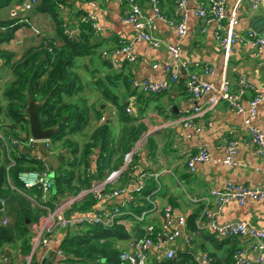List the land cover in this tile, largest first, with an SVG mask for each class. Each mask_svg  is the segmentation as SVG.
I'll return each mask as SVG.
<instances>
[{
	"label": "crops",
	"instance_id": "1",
	"mask_svg": "<svg viewBox=\"0 0 264 264\" xmlns=\"http://www.w3.org/2000/svg\"><path fill=\"white\" fill-rule=\"evenodd\" d=\"M136 1L144 13L156 21L155 34L164 41L179 44L182 61L190 62L188 68L181 67L180 77L170 90L162 93L138 91L133 81L168 79L166 67L171 61V53L164 46L157 48L143 39H137L138 31L123 20L124 6L119 0H66L67 11L58 5L51 11H39L37 7L26 11L22 9V0H10L5 5L0 2V21L16 20L19 25L7 40L2 36L7 31L0 29V48L13 53L11 61L6 57L0 59V99L5 86L15 80L12 69L14 60H18L30 48L45 45L50 39L61 47L65 46L66 37L60 26L65 19L72 25L77 24L79 18L92 15L97 25L95 46L91 51L76 56L71 66L72 73L79 79L73 95L65 98L76 104L86 116L83 122L70 125L66 131L65 136L73 145L68 147L62 144V140L53 142L50 138V146L41 141L35 144L23 141L17 147L20 155L44 162V170L50 173L53 187L42 199L41 190L26 183L28 177L25 173L36 170L20 171L16 181L9 178L10 189L6 196L0 197V228L7 227L15 235L22 229L23 234L12 242L0 244V264L50 263L52 252L56 253L52 264H72L65 263L58 250L62 249V243L68 241L70 235H84L86 231L82 229L87 230L91 224L59 231L50 247L39 246L33 253L32 237L39 231L50 207L67 195H77L120 170L145 134L147 137L133 155L130 166L116 174L107 185V192L126 191L101 200L93 196L96 201L88 211L81 210V203H74L66 211L68 216L106 213L118 206L140 213L134 206L137 201L134 189L139 175L145 172L152 199L161 206L171 207L176 215H183L187 221L184 229L193 233L199 213L205 206L199 199L204 195L210 196L212 189H223L228 183L264 187V158L250 143L245 124L249 101L261 96L263 101L257 106L254 124L264 131V47H256L247 40L250 31L264 38V0H257L256 3L253 0H225L227 18H235L233 28L239 35L229 58L225 57L215 37L217 21L205 23L195 14L204 0H185L183 5H179L178 0H157L163 16L187 17L188 31L183 37L156 16L152 0ZM40 3L42 0H39ZM228 26L227 19L225 28ZM128 44L132 45L129 54L122 50ZM209 68L212 71L206 72ZM193 70L198 72L202 81L216 85L225 75L231 80L234 90L238 89L237 80L244 78L248 83L242 96L246 112H237L222 102L211 112L191 118V125H185L181 119L193 113L194 108L205 106L211 96V93H207L195 97L188 91V71ZM36 102L42 104V101ZM67 119L68 115L65 114L61 122ZM0 121L10 123L4 112ZM232 141L236 142V151L232 163L227 164L224 160ZM202 146L208 147L211 160L196 163L195 170L191 171L189 155ZM45 157L51 159L50 164ZM60 172L77 186L72 193H78L64 194L57 187L55 176ZM70 173L72 176L69 178ZM157 188L159 192L154 194L153 190ZM215 204L212 198L209 206L214 208ZM117 219L116 224L125 227L129 238L102 237L94 242L99 248L121 253L131 250V243L142 236L138 232L140 229L146 231L150 223L160 228L162 213H149L142 221L129 215ZM23 220L25 224L20 225ZM218 220L220 223L245 221L264 228V203L256 199L244 203L228 202ZM173 227L183 230L177 220ZM180 236L176 245L177 255L183 254L187 258L186 264H239L236 257L238 250L244 251L243 257L249 260H255L260 255L249 237L222 239L206 230L203 234H194L191 242L186 243L184 237ZM152 251L147 264L160 262L158 257H161L162 251L156 247ZM99 263L108 264L104 257Z\"/></svg>",
	"mask_w": 264,
	"mask_h": 264
},
{
	"label": "built area",
	"instance_id": "2",
	"mask_svg": "<svg viewBox=\"0 0 264 264\" xmlns=\"http://www.w3.org/2000/svg\"><path fill=\"white\" fill-rule=\"evenodd\" d=\"M124 6L123 20L126 24L131 25L134 29L138 31L137 39H143L150 43L154 47H165L171 53V61L168 63L166 70L168 72V79L164 80H134L133 86L138 91L147 94H158L170 90L171 85L178 81L180 77L181 67H186L190 65L189 61H182L181 58V48L179 44H172L164 41L161 37L155 34L157 30L156 21L147 16L140 4L136 0H119ZM254 3L257 0H253ZM39 0H22V9L26 11H32L34 7L38 4ZM153 11L156 16L168 23L170 26L176 29L178 35L183 37L187 34L188 24L187 17H174L168 18L162 15L159 6L157 5V0H152ZM179 5H183L185 0H178ZM58 6L64 11H67L66 0H58ZM195 14L202 18L205 23H209L212 20L217 21L218 28L215 34L216 40L223 50L226 58H229L233 53V48L239 39V35L234 30L233 26L236 22L235 18H227L226 15V5L225 0H204L200 7L195 11ZM228 19L229 26L225 28V22ZM69 20L63 21L62 28L64 35L73 40L80 35V24L82 22H91L93 27L97 30L96 18L92 15H85L79 18L77 24L68 23ZM205 29V28H204ZM247 40L256 47H264V38L260 37L256 32L250 31ZM132 45L128 44L122 48L128 54L131 52ZM107 55V53H104ZM212 68L206 70V72H211ZM238 89L234 90L232 87L231 80L225 75L221 79L219 85L204 82L201 80L198 72L196 70L188 71L187 88L188 91L195 97H200L204 94L211 93L208 102L205 106L196 107L193 113L186 115L181 119L185 125H191L190 119L197 116H203L212 110H214L222 102L227 103L228 107L236 110L240 113H245L246 109L242 105L243 94L248 86L247 81L244 78H239ZM263 101L261 96H255L249 101V109L247 110V116L245 119L246 124V134L257 151V153L264 158V131L258 128L254 124V117L258 104ZM1 105V99H0ZM162 126V125H161ZM147 134L143 135L141 139L137 142L132 152L125 159L122 168L110 177L94 183L91 187L86 190L81 191L77 195H67L61 201H59L53 207L48 209L44 219L41 221V226L39 231L34 234L31 239L32 253L39 247H50L54 242L56 235L59 231L70 229L73 230L78 227H83L84 225H103L106 228H112L118 221V217L122 215H129L136 218L139 221L147 218L148 214H154L156 212L162 213V223L160 228H157L154 223H150L146 226V231L142 236H139L136 241L131 243L130 251H122L120 253L119 259L121 263L127 264H147L150 255L153 253V248L156 247L159 251H162L159 261L166 259H173L177 256V241L182 235L186 243L191 242L194 234H203L206 230L212 231L215 235H218L222 239L227 238H242L249 237L252 240L253 246L260 252V255L255 260H249L244 258V251L238 250L237 261L239 264H264V228H258L249 224L245 221H227L225 223L219 222V217L221 211L225 204L231 201H237L239 203H244L249 199H256L264 203V187H252L249 185H241L235 183H228L223 189H212L210 191V196L204 195L201 200L205 206L202 212L199 214L197 219L196 227L191 232H186L184 229L186 225V218L183 215H176L171 207L161 206V204L152 199V194L147 195V199L150 206L144 208L140 213H134L129 211L124 206H118L112 208L106 213L100 214H90L86 213L80 216L72 217L68 216L66 211L79 199H81L86 194H92L96 199L101 200L104 197L112 198L117 196L125 189L115 190L112 192H107V185L109 181L113 179L116 174L127 169L133 159V155L139 150L145 141ZM27 141L28 143L35 144L42 140L35 139L31 135L27 139L22 140L11 135H7L0 131V142H2L5 147L8 158L11 164L15 162L12 157V151L17 149V147ZM47 146L51 145V140H43ZM236 142H230L228 146V155L224 160V163L231 164L233 160V155L235 154ZM211 160L208 147L202 146L196 152L190 153L188 158V165L191 171L195 170L196 163H204ZM28 177L26 183L28 186H37L41 190L42 199H45L48 193L53 187V181L50 177L48 170L31 171L25 173ZM148 175L143 172L139 175V181L135 187V192L141 193L147 187ZM159 192V188L153 190L154 194ZM215 199V207H210L209 204ZM175 220L183 226V230H176L173 226ZM58 253L61 259H65L66 255L63 249H59ZM57 264H61L57 263Z\"/></svg>",
	"mask_w": 264,
	"mask_h": 264
},
{
	"label": "trees",
	"instance_id": "3",
	"mask_svg": "<svg viewBox=\"0 0 264 264\" xmlns=\"http://www.w3.org/2000/svg\"><path fill=\"white\" fill-rule=\"evenodd\" d=\"M9 1L0 0L3 5ZM57 5L58 0H42V3L37 4L35 7L39 11H51L52 9L55 10L54 8ZM16 22V20L0 21V29L4 28L7 31L2 35L6 40L12 36L17 26H19ZM62 23L60 26H62ZM61 29L63 30V28ZM80 30V35L76 39L71 40L65 36L66 44L64 47L50 39L45 45L28 49L18 60L12 62L15 80L5 86L0 105V116L1 113H6L10 123H1L0 121V131L22 140L29 136V120L25 109L28 106V97L30 96L35 101H42L38 110V118L42 128L56 127L61 123L58 131L51 137L52 141L62 140V144L68 147L73 145L72 141L66 138V131L71 127L70 125L83 122L86 116L76 104H72L65 98V96L73 95L72 91L77 86L79 79L76 74L72 73L71 66L76 56L92 50L95 46L94 36L97 32L91 22H82ZM12 55V52L0 48V59L6 57L11 61ZM65 114L68 115V119L62 123ZM4 148L2 142H0V197L6 196L10 189L9 178L16 181L20 171L46 169L42 160L26 158V156L20 155L17 149L12 151L15 164L9 167L11 162ZM70 176H72V173L69 174V178ZM66 177L62 172L55 176L57 187L63 193L65 192L64 194L78 193V191L72 193V190H75L77 186L68 181V177ZM150 193L151 191L147 187L141 193H135L137 201L134 206L137 211L147 208L149 204L147 195ZM95 201L96 199L92 194H86L77 200L75 204L81 203V210L88 211L95 204ZM24 224L25 221H21L20 225ZM139 225L141 226L140 223ZM82 230L86 231L84 235L72 234L68 241L65 240L62 243V249L66 255L65 263L100 264L99 261L104 257L108 264H120V252L118 250L99 248L94 240L102 237L127 239L129 234L124 226L116 224L114 228H105L103 225H92L87 230L85 228ZM138 232L139 235L145 233L143 229ZM22 234V229L15 235L9 228L2 227L0 228V244L12 242ZM182 255L178 254L173 259L162 260L155 264H186L187 258ZM187 257L189 258V256Z\"/></svg>",
	"mask_w": 264,
	"mask_h": 264
},
{
	"label": "water",
	"instance_id": "4",
	"mask_svg": "<svg viewBox=\"0 0 264 264\" xmlns=\"http://www.w3.org/2000/svg\"><path fill=\"white\" fill-rule=\"evenodd\" d=\"M41 104L34 101L32 98H29L28 100V106L26 107L25 112L28 114V120H29V130L31 133V136L35 139L39 140H46L50 139L57 131V127H50V128H42L41 124L39 122L38 118V110L40 108ZM43 144L45 143L44 141ZM45 161L50 164V158H44ZM1 218L4 219L3 216ZM52 255L49 257L50 263L44 264H52L53 260L56 258V253H51Z\"/></svg>",
	"mask_w": 264,
	"mask_h": 264
},
{
	"label": "rangeland",
	"instance_id": "5",
	"mask_svg": "<svg viewBox=\"0 0 264 264\" xmlns=\"http://www.w3.org/2000/svg\"><path fill=\"white\" fill-rule=\"evenodd\" d=\"M148 206H150V203L148 204ZM148 206H147V207H148Z\"/></svg>",
	"mask_w": 264,
	"mask_h": 264
}]
</instances>
